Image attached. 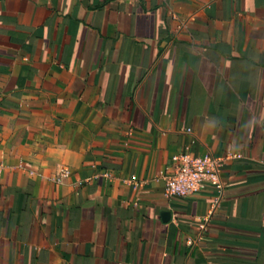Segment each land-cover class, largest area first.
Here are the masks:
<instances>
[{
	"label": "crops",
	"instance_id": "1",
	"mask_svg": "<svg viewBox=\"0 0 264 264\" xmlns=\"http://www.w3.org/2000/svg\"><path fill=\"white\" fill-rule=\"evenodd\" d=\"M0 264H264V0H0Z\"/></svg>",
	"mask_w": 264,
	"mask_h": 264
},
{
	"label": "built area",
	"instance_id": "2",
	"mask_svg": "<svg viewBox=\"0 0 264 264\" xmlns=\"http://www.w3.org/2000/svg\"><path fill=\"white\" fill-rule=\"evenodd\" d=\"M225 159L206 154L193 156L189 153L173 157L172 166L161 172L168 197L187 198L207 185H219Z\"/></svg>",
	"mask_w": 264,
	"mask_h": 264
}]
</instances>
